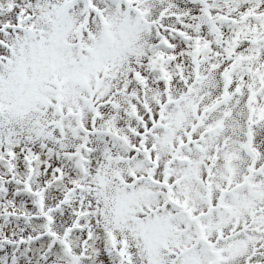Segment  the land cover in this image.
<instances>
[{"label":"snow or ice","instance_id":"obj_1","mask_svg":"<svg viewBox=\"0 0 264 264\" xmlns=\"http://www.w3.org/2000/svg\"><path fill=\"white\" fill-rule=\"evenodd\" d=\"M0 264H264V0H0Z\"/></svg>","mask_w":264,"mask_h":264}]
</instances>
